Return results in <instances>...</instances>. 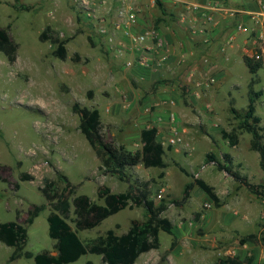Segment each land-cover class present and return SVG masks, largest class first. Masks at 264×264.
<instances>
[{
  "label": "rangeland",
  "instance_id": "obj_1",
  "mask_svg": "<svg viewBox=\"0 0 264 264\" xmlns=\"http://www.w3.org/2000/svg\"><path fill=\"white\" fill-rule=\"evenodd\" d=\"M94 1L0 0V28L7 30L18 45L14 62L0 53V223L16 222L26 228L28 238L23 252L34 256L54 254L56 241L49 236L47 221L52 207L41 192L46 181L54 182L53 191L71 203L76 196L84 195L104 205L98 195L106 189L116 194L143 192L156 207L165 205L163 217L172 223L174 234L161 232L159 249L141 255L134 264H221L227 258L264 264V157L253 148L252 135L239 130V122L231 112L234 108L244 113L250 98H254L264 136V66L253 75L243 61L255 40L260 43L264 19L255 26L238 21L240 14L228 20L219 17V26L209 27L211 45L196 41L204 46L195 63L197 69L205 76L213 67L210 76L215 83L209 88L182 81L185 72L194 67L193 62L173 77L169 73L157 81L137 84L133 75L140 69L117 62L107 40L87 17L91 8L86 7L98 9ZM106 1L98 16L106 15L111 27L114 1ZM252 1L258 8L259 0ZM168 24L169 30L177 28L183 35L173 14ZM238 24L245 27L244 33H237L240 47L227 46L223 60H214L213 54L226 44L229 35L236 33ZM47 27L66 42L65 60L54 56V45L40 40ZM188 89L198 93L191 107L186 98L191 92ZM159 93L174 95L177 100L170 108L179 113L185 106L192 119L184 127L174 125L183 142L164 147L167 168L146 169L139 165L126 170L122 179L107 173L79 130L74 104L99 110L105 139L136 153L142 148L140 133L148 119L146 108L155 112L157 107L149 104ZM40 104L47 105V110ZM223 133L235 135L237 144L224 138ZM159 141L165 139L161 136ZM261 144L264 146V137ZM209 154L229 167L232 174L208 162ZM199 180L220 197L219 206L197 184ZM42 205L44 211L29 224L30 213ZM70 217L69 224L77 231L71 222L73 208ZM145 220L144 207L133 204L92 230L78 231V236L88 242L109 230L122 235L133 221ZM251 235L257 240L241 243ZM13 251L0 242V264H35L34 259L25 258L10 262ZM71 264L104 263L100 256L88 253Z\"/></svg>",
  "mask_w": 264,
  "mask_h": 264
},
{
  "label": "trees",
  "instance_id": "obj_2",
  "mask_svg": "<svg viewBox=\"0 0 264 264\" xmlns=\"http://www.w3.org/2000/svg\"><path fill=\"white\" fill-rule=\"evenodd\" d=\"M161 11L164 10L163 4L156 0ZM165 19V18H164ZM159 21H167L166 19ZM42 42H50L55 46L54 56L60 60L67 58L66 42L56 33L47 27L41 34ZM18 45L12 40L7 30L0 28V53L3 54L9 62L16 60ZM244 64L249 72L257 74L262 65L254 63L249 56L243 57ZM259 96L258 93H253ZM73 112L79 117V130L88 141L90 147L95 152L96 157L101 163V168L107 173L124 178L126 170L142 165L146 169L157 168L166 169L165 148L162 142L157 138V129L155 127L145 128L140 133L142 148L140 151L133 153L124 146H116L114 143L107 141L102 134L101 114L97 109L80 107L74 104ZM231 112L236 121L239 122V130L245 131L252 135L253 148L258 150L264 157V146L261 140L264 137L259 127L260 118L255 114L254 98H250L247 110L244 113H238L234 108ZM224 138L229 139L233 145H236L238 139L235 135L223 133ZM228 158V156H226ZM208 162H215L218 167L227 174H232V170L222 165L215 155H207ZM161 176H164L162 173ZM24 180V179H23ZM26 180V179H25ZM210 197V200L219 206L221 199L213 192L212 188L207 186L203 181H197ZM55 183L46 181L45 188L41 192L45 199L51 204L52 211L48 216L49 236L56 241L54 246L55 253L43 252L34 256L30 252H23L27 244V230L16 222L0 223V242L7 247L14 248L10 256V262L21 258L34 259L35 264H71L78 261L86 254L100 256L104 264H134L137 259L152 250L160 247L159 235L164 232L168 235L174 234V227L163 213L166 211L165 205L159 207L148 199L145 193L139 195L132 191L126 193H112L109 189L100 192L98 197L104 201V205L97 204L89 197L81 195L76 196L72 203L63 196H59L57 191H53ZM191 185L187 189H189ZM53 192V195H52ZM187 197V191H185ZM133 204L144 207L146 211V220L143 222L133 221L129 230L122 235H117L114 230H109L106 235L99 236L88 242H83L78 231L92 230L109 217L119 213L127 207L132 208ZM73 208L74 217L71 222L75 224L74 231L69 224ZM45 207L38 206L30 213L28 223L32 224L34 220L44 211ZM257 236L251 235L248 239H242L241 243L256 241ZM175 246V243L172 244ZM221 264H251L252 259L239 260L227 258L220 262Z\"/></svg>",
  "mask_w": 264,
  "mask_h": 264
},
{
  "label": "built area",
  "instance_id": "obj_3",
  "mask_svg": "<svg viewBox=\"0 0 264 264\" xmlns=\"http://www.w3.org/2000/svg\"><path fill=\"white\" fill-rule=\"evenodd\" d=\"M88 1V0H87ZM98 1V3H97ZM114 1V18L111 27H108L106 15L99 17V9L107 4L106 0H95L94 7L87 13V17L94 22L97 27V33L107 40V44L112 49L117 62L124 67L132 69L137 68L144 71H150L153 74H160L162 70H167L172 54V48L164 38L162 30L157 29L153 25L146 24L143 9L141 8L142 0H112ZM153 6L156 0H150ZM175 5H179V13L176 14V24L182 31L186 32L192 41H202L207 45H211L212 31L209 27L217 28L220 22L217 20L222 17L228 20L229 16L234 17L235 14H246L251 22L258 26L260 20L264 19V4L262 0L258 1V9L249 12L230 9L225 6L220 0H170ZM100 3V4H99ZM96 22L98 24H96ZM236 33L231 34L226 39V44L220 46L213 54L214 60L224 58L227 46L240 47L237 43V33H244L245 27L238 24ZM169 30V29H168ZM260 43L257 39L254 42V47L247 49L248 55L254 63L264 66V35L259 36ZM248 54V53H247ZM225 60H228L225 58ZM183 63V61H180ZM206 63L209 60L206 59ZM208 73L203 76V73L195 68L185 72L184 81L195 83L196 87L204 85L206 88L215 83V78L210 74L213 67H209ZM201 78L202 80L198 79ZM172 123L175 122L174 117L170 118ZM183 142V137L172 124L170 134L162 141L164 147H175ZM206 208L209 205H205Z\"/></svg>",
  "mask_w": 264,
  "mask_h": 264
},
{
  "label": "crops",
  "instance_id": "obj_4",
  "mask_svg": "<svg viewBox=\"0 0 264 264\" xmlns=\"http://www.w3.org/2000/svg\"><path fill=\"white\" fill-rule=\"evenodd\" d=\"M163 6H164V10L161 11L159 10V5L156 2V6L151 3L150 0H142L141 1V8L143 9V14L145 16V22L146 24H150L153 25L154 27H156L159 30H162L164 33V38L166 39V41L169 43V45L173 46L172 47V54L173 56L171 57L170 61H169V65L167 67V70H162V72L160 74H153L150 71H140L137 70L136 75L134 80L135 82L141 83L144 82V80H148V81H157L159 80L158 77H160L161 75L166 76L167 74L170 73V76H174V73L176 74L177 71L185 68V67H190V64L193 62L194 67H196L195 63H198V55L199 53H201L203 51V43H199L197 44L196 41H192L189 37V35L182 31L183 35H181V32H179V29L177 28H172V30H168L169 29V20H170V16L171 14L174 15V17H176V14L179 13V5H176L170 1V0H159ZM223 2L225 3V5L229 8H233V9H238V10H242V11H252V10H257V4L255 3V1L252 0H223ZM158 11L155 17V12ZM148 13V15H147ZM146 14V15H145ZM147 16V17H146ZM158 16V17H157ZM149 17V18H148ZM147 18V19H146ZM166 19L167 21H159L160 19ZM164 19V20H165ZM231 20V19H230ZM237 20L238 21H245L250 22V24L252 25L251 20L249 19V17L245 14H240L239 16H237ZM148 21V22H147ZM223 23V22H222ZM217 31H215L216 33ZM214 33V32H213ZM247 36V35H246ZM213 53V50H212ZM182 57L186 58L187 61L185 59H182ZM180 61H183V63H180ZM193 67V68H194ZM192 69V68H191ZM182 81H184V75L183 77H181ZM163 89V88H162ZM160 89L159 92H162L163 90ZM191 92H189L188 95H186V98L189 99V104L191 107L192 102H196V100H198V93H193L194 90L193 89H188ZM173 97H169L164 93H159L158 96L153 95L152 99L150 101L149 105H155L157 107V109L155 110V112L150 113L149 110L150 108H146V110L148 109V111H146L147 114V120L145 121V123H143L142 126V130L145 128H152L155 127L157 129V138L159 139V137L162 136L163 139H166L169 134H170V126L176 125L179 126L182 125L184 127V123L190 124L189 122L192 120L190 117H188V112H189V108H186L185 106L181 109L182 111L179 113H175L173 109H171L170 107L173 106V104H175V100H177L174 95H172ZM191 113V112H189ZM199 111H197V114L199 115ZM176 115H178V119L176 117ZM174 117L175 122L172 123L170 121V118ZM186 119V121L184 120ZM179 120V122H178ZM182 122V124H181ZM197 121H192L193 124H197ZM167 129V130H166ZM138 167V166H136Z\"/></svg>",
  "mask_w": 264,
  "mask_h": 264
},
{
  "label": "bare ground",
  "instance_id": "obj_5",
  "mask_svg": "<svg viewBox=\"0 0 264 264\" xmlns=\"http://www.w3.org/2000/svg\"><path fill=\"white\" fill-rule=\"evenodd\" d=\"M41 105V104H40ZM47 105H41V107L43 108V109H46V108H48V107H46ZM47 110V109H46Z\"/></svg>",
  "mask_w": 264,
  "mask_h": 264
}]
</instances>
